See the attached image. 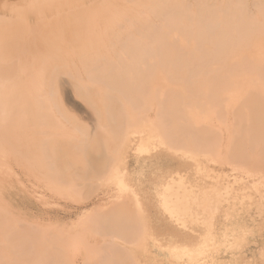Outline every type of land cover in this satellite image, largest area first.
<instances>
[{
	"label": "bare ground",
	"instance_id": "1",
	"mask_svg": "<svg viewBox=\"0 0 264 264\" xmlns=\"http://www.w3.org/2000/svg\"><path fill=\"white\" fill-rule=\"evenodd\" d=\"M0 156V264H264V0H0Z\"/></svg>",
	"mask_w": 264,
	"mask_h": 264
},
{
	"label": "rangeland",
	"instance_id": "2",
	"mask_svg": "<svg viewBox=\"0 0 264 264\" xmlns=\"http://www.w3.org/2000/svg\"><path fill=\"white\" fill-rule=\"evenodd\" d=\"M77 101V102H76ZM69 102V101H68ZM74 102V105H73ZM70 106L73 110V112L77 113V115L79 116V118H81L83 120V122L90 124L92 123V117L90 116V114L87 112L88 109L86 106H83L84 104L81 103L80 100H72L69 102ZM80 103V104H79ZM73 105V106H72ZM86 107V108H85ZM87 109V110H86ZM136 143L133 145L135 146ZM1 157V156H0ZM172 157H170L168 154L164 153L163 151H161L160 149H156L155 151H143L140 153H136L134 150H130L128 158H127V170H126V174L127 175H131L134 176L133 178L135 180H137V182L139 183V179L142 180H146L147 175L153 173V171L155 170V172L157 171V168H155V161H157V166L160 165H164L165 167H167L164 163L168 164V167H176L177 164L174 163L173 161H171ZM3 160L6 161V157L3 156ZM163 169V168H161ZM26 187L28 189H33V184L35 183L34 180H28V179H24ZM22 193V192H20ZM62 196H57L56 198H51L49 197L48 199V203L46 205H42L41 203H37L35 205V211H39L40 213L38 214L39 216H44V218L46 219V221H48L49 219H57L59 218L58 221L63 220L65 223H71L72 221L75 219V214L79 213L80 211L77 210H72L71 204L73 205L74 203L70 202V200L65 199L62 197V199L60 198ZM59 198V199H58ZM45 199L47 200V198L45 197ZM66 200V201H64ZM69 201L70 205H69ZM80 206V202H76L74 204V207H78V204ZM71 206L68 207L67 205ZM23 208L27 209L28 206H23ZM33 210V214L36 216V213ZM71 211V212H70ZM77 211V213H75ZM72 214V216L69 215ZM66 215V216H65ZM74 215V217H73ZM69 216V217H68ZM66 219V220H65ZM53 221V220H52ZM63 222V223H64ZM165 222L163 220H158V219H153L152 224L156 227V230H158L160 228V226H162Z\"/></svg>",
	"mask_w": 264,
	"mask_h": 264
}]
</instances>
